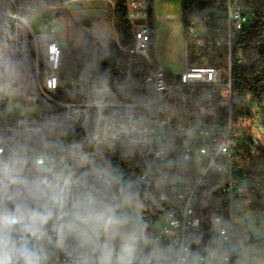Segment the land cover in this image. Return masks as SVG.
Masks as SVG:
<instances>
[{"label": "built area", "instance_id": "1", "mask_svg": "<svg viewBox=\"0 0 264 264\" xmlns=\"http://www.w3.org/2000/svg\"><path fill=\"white\" fill-rule=\"evenodd\" d=\"M23 1L6 0L8 10L0 6V19H8L11 28L6 37L0 23V45L7 46L9 55L22 59L25 68L21 85L0 91V134H28L37 144L46 140L60 159L65 146L79 145L97 162L110 160L130 177L150 166L153 171L161 167L155 153L161 142H166L187 153L189 167L181 174L180 183L158 188L153 182L145 187L143 214L150 230L166 229L169 221L175 227V221H179L185 232L202 230L207 239L216 216L235 220L251 215L257 226H264L263 92L259 96L232 93L233 70L244 64L245 46L264 42V33L255 30L257 0H205L204 10L188 20L182 42L183 70L175 88H222L225 98L220 95L224 100L220 111L224 116L218 124L178 126L174 130V106L164 103L166 71L150 56V38L155 35V28L149 25L153 2L130 0L128 4L134 47L127 52L146 63L149 72L145 83L151 88L143 102L134 104L59 101L62 26L49 20L48 12L25 18L20 14ZM94 37L114 39L122 49L117 35L112 38L106 32H97ZM211 61L216 65L210 66ZM100 103L106 113L134 111L136 119L150 130L149 142L136 145L130 158L124 157L130 147L125 136L105 141L106 131L97 119ZM24 106H35L39 112L27 116L21 111ZM52 125L67 131H52ZM178 151L169 152L168 159L175 158Z\"/></svg>", "mask_w": 264, "mask_h": 264}, {"label": "clouds", "instance_id": "2", "mask_svg": "<svg viewBox=\"0 0 264 264\" xmlns=\"http://www.w3.org/2000/svg\"><path fill=\"white\" fill-rule=\"evenodd\" d=\"M24 75L23 60L0 45V91L15 90ZM97 119L105 141L126 137L125 158L150 140L132 110L106 113L100 103ZM171 151L178 150L162 141L155 153L161 167L130 177L79 145L65 146L60 159L46 140L0 134V264H264V226L251 215L214 217L207 239L202 230L185 232L179 221L150 230L145 187L180 183L189 167L187 153L169 160Z\"/></svg>", "mask_w": 264, "mask_h": 264}, {"label": "trees", "instance_id": "3", "mask_svg": "<svg viewBox=\"0 0 264 264\" xmlns=\"http://www.w3.org/2000/svg\"><path fill=\"white\" fill-rule=\"evenodd\" d=\"M74 0H24L20 14L30 18L40 12H52L57 16H68L65 4ZM130 0H114L113 27L118 36L114 39L98 40L85 35L78 50L63 48L61 56L58 100L61 102H143L151 89L145 83L149 69L143 59L127 52L134 47L133 29L127 14ZM153 2V0H150ZM183 37L188 20L201 13L205 0H181ZM258 16L255 30L264 33V0L256 1ZM0 6L8 10L6 0ZM0 23L4 35L10 32L8 19L2 17ZM149 25L155 28L154 12L149 15ZM155 35L150 38V56L154 59ZM244 64L235 67L232 75V93L243 95L253 93L259 96L264 91V42L259 46L246 45ZM210 66L216 63L211 61ZM167 95L164 103L174 106L171 130L178 126L193 127L218 124L224 113L220 111L222 102L216 87H177L176 75L165 74ZM220 111V112H219ZM221 113V116L219 115Z\"/></svg>", "mask_w": 264, "mask_h": 264}, {"label": "rangeland", "instance_id": "4", "mask_svg": "<svg viewBox=\"0 0 264 264\" xmlns=\"http://www.w3.org/2000/svg\"><path fill=\"white\" fill-rule=\"evenodd\" d=\"M114 3V0H112ZM155 14V46L154 56L166 72L180 74L183 70L182 42V3L181 0H153ZM106 2L100 0H80L65 4L67 17L57 16L48 12L46 17L62 26L63 44L65 49L78 50L81 48L85 35L96 36L97 32H106L115 38L113 27V6L104 15ZM222 99L225 98L223 89L219 88ZM264 97V91L262 93ZM224 100L220 103L223 107ZM17 109H15L16 111ZM22 113L27 116L38 114L39 108L24 106Z\"/></svg>", "mask_w": 264, "mask_h": 264}, {"label": "crops", "instance_id": "5", "mask_svg": "<svg viewBox=\"0 0 264 264\" xmlns=\"http://www.w3.org/2000/svg\"><path fill=\"white\" fill-rule=\"evenodd\" d=\"M76 1H80V0H74V1H70V3L71 2H76ZM100 1H104V2H106V6H108V7H106V9H105V11H104V15H106V14H108V11L110 10V6H113L114 5V3L112 2V0H100ZM110 12V11H109ZM111 13V12H110ZM154 17H155V14H154ZM113 20V19H112ZM155 35H156V27H155ZM154 57H156V56H154ZM156 59V58H155ZM157 61V60H156ZM158 62V61H157Z\"/></svg>", "mask_w": 264, "mask_h": 264}, {"label": "water", "instance_id": "6", "mask_svg": "<svg viewBox=\"0 0 264 264\" xmlns=\"http://www.w3.org/2000/svg\"><path fill=\"white\" fill-rule=\"evenodd\" d=\"M179 74H176V81H178L179 80Z\"/></svg>", "mask_w": 264, "mask_h": 264}, {"label": "bare ground", "instance_id": "7", "mask_svg": "<svg viewBox=\"0 0 264 264\" xmlns=\"http://www.w3.org/2000/svg\"><path fill=\"white\" fill-rule=\"evenodd\" d=\"M185 36V35H184Z\"/></svg>", "mask_w": 264, "mask_h": 264}]
</instances>
